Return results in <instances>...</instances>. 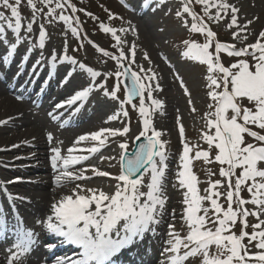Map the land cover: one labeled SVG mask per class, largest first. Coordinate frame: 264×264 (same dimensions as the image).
Listing matches in <instances>:
<instances>
[{
	"label": "snow or ice",
	"instance_id": "snow-or-ice-1",
	"mask_svg": "<svg viewBox=\"0 0 264 264\" xmlns=\"http://www.w3.org/2000/svg\"><path fill=\"white\" fill-rule=\"evenodd\" d=\"M24 3L32 13L26 24L23 23L25 18L20 11ZM150 3L151 0H143L142 7L147 8ZM193 3L202 6L203 14L209 21H220L224 14L231 11L229 27L238 26L239 10L227 3V0H183L181 9L175 13L185 26L188 25V21L184 19L182 13L191 16L193 20L190 25L191 31L204 35V43L184 41L186 45L184 55L192 56L207 66L208 96L213 101L208 107L213 111L205 114L206 127L210 131L201 136L209 146L207 150L187 142L184 138L183 126H180L182 152L178 158L179 163L174 177L179 188L183 190L180 219L182 227H186L187 232L181 235L176 231V210L172 209L173 223L168 226V239L164 242L166 245L164 253L167 254V258L162 264H187L189 259L196 258L200 259V264H249L251 258H254L255 264H264V220H259V217L264 215V168L259 166L264 163V134H262L264 133V30L260 31L255 43L247 44L241 49L228 43L215 42L216 33L204 23L203 17L198 16L190 7ZM37 4L42 7H37ZM0 8L10 11L8 16L0 11V42L8 49L2 57L4 65L10 64L18 45L33 32V25L39 18L38 14L49 18V23L62 21L71 31L72 36L80 39V30L74 26L79 25L80 21L74 14L84 10L77 9L71 0H0ZM68 8L73 15L65 14ZM211 9H215V12L210 11ZM87 15L96 19L91 13ZM114 16L115 14L109 13V19ZM247 23L251 24L252 21ZM238 27L239 31L233 32V38L246 40L247 36H241V32L246 31V26ZM99 28L105 33H111L117 41L114 47H122L124 41L117 35L116 29L104 23H100ZM7 30L12 32L15 42L9 43ZM22 31L25 36L20 35ZM48 38V33L41 24L37 40L35 43H29L21 58L20 64L24 65L29 59L27 53L37 47L41 49L39 57L29 71L30 76L38 77L40 73L36 69L43 68L46 64L49 68L48 76L51 77L58 65L67 62L70 67L60 81L61 86L66 84L77 70L86 73L90 78V83L76 90L65 100L56 103L55 108L48 115L54 120L57 119L55 113L59 109L66 111L71 109V115H75L80 111L78 104L82 106L94 90H102L104 96L118 104L117 110L107 117L106 122L124 118L128 123L122 128L106 127L79 135L73 145L67 149V154H62L60 147L50 148L51 166L56 172L55 183L57 186H64L77 180L91 179L92 177L85 175L88 169L74 172L71 170L72 166L98 154L110 138H124L118 144L121 149L118 176L90 166L94 177H111L117 181L116 191L113 194L109 195L103 190L84 188L77 184L76 188L72 189V194L62 196L59 201L54 202L51 205V214L44 219H37L36 224L42 225L43 229L47 230L46 234H54L55 237L62 238L60 244L78 245L82 250L78 253V259L58 258L56 264H111L110 258L113 254L133 242L134 238L155 232L156 225L166 211L169 199L165 185L169 170V156L165 147L167 142L161 139L162 132L154 128L152 119L153 113L163 107L159 99L153 98V93L160 88V85L151 83L156 79V73L152 69L136 65V70H133L132 65L136 64L135 45L129 49L131 59L124 51L113 55L96 46L103 56L109 57L117 64L114 72H100L69 55L67 39L63 45V54H59L54 48L50 56L45 57L42 50ZM84 39L87 37L85 36ZM89 43L94 44L92 41ZM213 45L215 54L211 51ZM80 48H83V44L73 51H78ZM222 51L227 52L229 56H251L252 60L250 62L247 59H238L231 65L225 66L220 58ZM144 56L148 59L147 53ZM20 75L22 71L18 70L13 78ZM0 76H3L2 72ZM101 76L103 81H98L97 78ZM111 77H115L116 82L109 89L106 82ZM122 78H126L127 83ZM45 83H48V80H45ZM180 83L184 93L190 96L191 93L182 78ZM122 85L125 93L123 99L119 96ZM133 97L139 98L138 106L133 103ZM21 98L17 97V99ZM146 98L151 100L150 107L145 106ZM245 100L252 107H245L243 103ZM189 103L191 104L192 101L189 100ZM128 104L132 105L134 111L138 110L142 123L139 134L133 140L131 151L127 140L131 132V118L126 107ZM6 123V120H0V125ZM177 124H180L179 116ZM253 126L260 131L253 130ZM246 136L251 137L256 143H248ZM141 137L144 141L137 144ZM47 139L49 143L53 141L51 132L47 133ZM84 142L88 144L81 147ZM213 147L218 150L214 160L210 157ZM104 159L111 160L114 157H101V160ZM200 159L206 164L218 162L221 166L219 175L222 179L211 180L210 177L215 173L208 171L209 179L206 181L208 187L203 190V194L198 187L201 181L193 170L194 161ZM146 178L147 184H145ZM19 179L7 183H16ZM175 186L174 183L173 187ZM225 186L227 190L221 191L220 189ZM142 188H146L147 191H141ZM244 188L250 194L249 199L241 196ZM0 192H3L9 201L25 199L8 192L7 185L3 181H0ZM222 198L227 201V208L221 204ZM248 203L257 206L256 210L249 211L244 207ZM9 206L12 207V204ZM17 215L18 213H13V219ZM249 215L259 220L258 223L251 225L253 229L251 233L245 230L249 227L246 220ZM237 222L241 224L238 235L232 230ZM0 232H12L15 235V242L10 246L6 264H24L33 246L40 243L36 232L31 229L25 230L20 221L14 225L10 224L2 209H0ZM245 238L248 240V245L243 243ZM253 242L259 249L255 253L249 250ZM55 246L45 244L48 249ZM213 246L215 252L211 251Z\"/></svg>",
	"mask_w": 264,
	"mask_h": 264
},
{
	"label": "rangeland",
	"instance_id": "rangeland-1",
	"mask_svg": "<svg viewBox=\"0 0 264 264\" xmlns=\"http://www.w3.org/2000/svg\"><path fill=\"white\" fill-rule=\"evenodd\" d=\"M89 5L82 6L87 7L90 11L92 10L93 0H85ZM100 2H96V7H98L102 12V17L109 15V13H113L114 10L119 16V21L115 22L114 24L120 25L116 27L117 35L120 37L122 41H124L122 47H114V45L117 44V41L113 38L112 35L110 36H102L103 41H105V44L110 49H107V51L111 52L113 55H118L120 51H124L129 59H131V54L129 53V49L135 45V52H136V64L132 65L133 69H136V65H140L145 69H152L156 73V81L160 85V88L158 89V93L161 97H165L168 101V108L166 107L163 112H159L156 119L153 120L155 127L162 132V135L165 136L166 143V149L169 156V162L170 165L168 168L173 169L176 165L179 163V155H177V151L180 147L179 145V136L177 134V127L183 126V129L185 131V138L187 142L190 144L202 146L203 148H207L208 144L201 139V136L204 133H208L210 130L206 127V116L205 114L210 112L208 105L213 103L211 101V98L208 96V84L209 81L206 79V77L209 75L207 72V69H202L199 64H197L192 59L182 58L179 55V47L174 48L173 43L176 39L180 38L181 34L185 35V33L190 32V25L193 22L192 17L188 14L183 13L184 19L188 21V25L185 26L183 21L181 19H178L176 16V9L172 5H165V7L159 6V11L162 13L160 17H158L155 21H150L147 18L143 20L141 16H139L138 21L141 24H138L137 21L130 22L123 20L120 16V14L123 12V8H120L117 4H113V0H99ZM255 2H247V7L251 9L252 13L249 12V9H242L241 13L243 15L242 21L239 23L238 26L243 25L246 26V31L241 32V36H247V39H234L233 38V32L239 31V27L230 25V20H227L226 17H223L220 21H209L207 17L204 16L202 11V6L199 4L194 5L196 8L201 9V12L197 11L199 13L200 17L205 18L207 26L214 32H216L218 36L219 42L222 43H228L229 45H235L237 49L244 48L247 44L255 43L257 40V37L259 36V33L261 30H264V8L263 6H259L257 4V1ZM78 3V2H77ZM183 1L181 2V4ZM227 3H229V0H227ZM177 10H180L179 6L175 5ZM119 9V11L117 9ZM133 6H131V11L128 15H132L134 17H137L139 14H136L133 12ZM258 8L260 11L254 12V9ZM67 10H71L68 8ZM0 11H2L0 9ZM25 11L21 12L22 16L25 18L23 23H27V19L31 18V10L27 6L26 3L21 5V10ZM213 13L215 12V9H211ZM116 14V15H117ZM174 16L177 18V21H175L171 16ZM8 16V15H6ZM94 16V15H93ZM38 20L33 25L34 28H37L41 24L44 25L46 32L48 34H56L52 31V28L54 27L55 23L61 24L60 21H52L51 23L48 22L47 17L39 16L38 14ZM95 17V16H94ZM93 21H88L85 24L86 31L85 36L87 38L92 39L93 38V29L92 24ZM248 21H252L251 24H248ZM62 25V24H61ZM77 26L78 29L81 27V23ZM67 28V27H66ZM68 29V28H67ZM121 29H127V31H120ZM135 29V31L133 30ZM10 31V30H7ZM68 32L71 33V31L68 29ZM66 30H64V34L67 35V39L70 40L72 43L74 38L71 34H69ZM64 35V36H65ZM57 37V35H56ZM80 40V39H79ZM81 44H83V48H80L81 55L78 58H83L85 55H90L88 64L92 66L96 71L102 72L101 67H104V62L107 61V66H110L112 68L111 62H109L111 59L109 57H105L102 55L101 52L98 50L94 52L89 51V47H87V44L85 42L86 39L81 41ZM216 42V41H215ZM63 42H60L62 44ZM69 48V47H68ZM214 49V45H213ZM212 50V48H211ZM164 52V54H167L169 58H171L173 66L172 68H167L158 60L159 53ZM147 53L148 59H145L144 54ZM221 55H224L221 58V61L223 64L227 63L228 65H231L232 63L236 62L238 59H234L233 57L229 56L227 52H221ZM174 58L176 60H174ZM240 59H247L251 62L252 57L247 56ZM109 62V63H108ZM106 66V68H107ZM179 72L182 74L184 85L187 86L189 92L191 93L190 96H186L179 92L177 90V86L174 83V76L172 72ZM189 100L192 101V103H189ZM107 100L104 98L100 100L95 101V105L98 107L102 105L101 112L103 113L104 117H106L109 113L110 104L106 103ZM193 108L195 110H193ZM13 109L6 108V106L2 105L0 107V120H6L7 116L12 113ZM180 118V124H177V117ZM21 125L17 124L16 122L10 125L9 127H6L5 129H2L0 126V137H2V142H8L6 139L7 137H16V140L18 138H23L26 140L30 139H36L38 137V134L36 131H25L26 128H20ZM100 126H95V129L97 130ZM138 130V129H137ZM253 130L260 131L258 128H255L253 126ZM212 131V130H211ZM3 132V135L1 134ZM264 134V133H262ZM124 139V138H123ZM247 142H251L253 139L251 137H245ZM128 144L130 146V135L128 134L127 137ZM35 141V140H34ZM42 142V131L39 132V143ZM1 144V143H0ZM212 150H214L212 148ZM35 156H40L38 152L35 153ZM177 161V163H176ZM37 166L43 167V163H35ZM46 165V163H45ZM211 170L214 175H212L210 178L213 180L215 177H220L219 175V169L215 166H205L201 165L200 169L195 171V174L197 175L198 179L201 181V183L198 185L199 189L201 190V194H203V186L205 185L206 181L209 179L208 171ZM171 183V182H170ZM172 187L171 194H170V210L172 209L176 210V218L179 220L178 227L180 231H183L184 227H182L181 222V215H180V200H182V196L180 193H178L176 190V187H173V185H170ZM221 191H226V189L223 187L220 189ZM35 196V193L30 195L31 199L33 200ZM28 197V198H30ZM222 200H225L222 198ZM253 211V210H252ZM259 220H264V215H261L259 217ZM259 220L256 218V220H253V222L256 224L259 222ZM250 252H256L257 248L255 247V244L253 242L252 245L249 246Z\"/></svg>",
	"mask_w": 264,
	"mask_h": 264
},
{
	"label": "bare ground",
	"instance_id": "bare-ground-1",
	"mask_svg": "<svg viewBox=\"0 0 264 264\" xmlns=\"http://www.w3.org/2000/svg\"><path fill=\"white\" fill-rule=\"evenodd\" d=\"M255 2L254 0H229V4L230 5H233L235 6L239 11L237 13V24L239 25V23L242 21V18H243V15L241 13V10L242 9H249L247 7V2ZM176 3V2H175ZM161 7H165V5H172L174 6L173 4H171L170 0H168L167 2H164V3H159ZM257 4H262L264 5V0H257ZM176 7V6H174ZM256 11H260L258 8L254 9V12ZM249 12L252 13L251 9H249ZM231 11H229L227 14H224L223 17H226L227 20H230V23H231ZM240 26H243V25H240ZM234 27H238V26H234ZM39 28V26H38ZM43 100L46 102L48 99H45L43 98ZM22 113V118L24 120V123L25 124H32V125H35L37 124L39 127H46V128H49L51 130H54L55 127L54 126H46V123L45 121L41 118V117H35L33 119H31L27 113H24V112H20ZM37 116H40L38 113H35ZM43 116V115H42ZM32 120V122H30ZM77 124V123H76ZM82 128H79V130H81ZM64 138L62 139V152L63 154H66V148L69 144L73 143L75 138L74 137H70V136H63ZM30 156V154H29ZM36 160L34 158V156L30 159V163L31 161H34ZM100 165H102V162L100 161L99 162ZM90 183V181H87ZM89 183H87V185H89ZM100 182H95L89 186H97ZM42 188V187H41ZM101 190V189H100ZM39 195V194H37ZM48 201H49V197H48V193L46 191L42 192L40 194V201L38 203H36L34 200H31L30 201V206H33L32 208L35 209V212L36 214L38 215H41L46 209H47V206H48ZM2 260H3V256L0 257V264L2 263ZM31 263V261H28Z\"/></svg>",
	"mask_w": 264,
	"mask_h": 264
},
{
	"label": "trees",
	"instance_id": "trees-1",
	"mask_svg": "<svg viewBox=\"0 0 264 264\" xmlns=\"http://www.w3.org/2000/svg\"><path fill=\"white\" fill-rule=\"evenodd\" d=\"M243 103H244V106H245V107H252V105L249 104V103L247 102V100H245Z\"/></svg>",
	"mask_w": 264,
	"mask_h": 264
},
{
	"label": "water",
	"instance_id": "water-1",
	"mask_svg": "<svg viewBox=\"0 0 264 264\" xmlns=\"http://www.w3.org/2000/svg\"><path fill=\"white\" fill-rule=\"evenodd\" d=\"M139 144V143H138Z\"/></svg>",
	"mask_w": 264,
	"mask_h": 264
}]
</instances>
